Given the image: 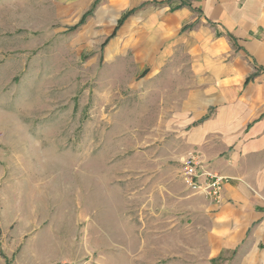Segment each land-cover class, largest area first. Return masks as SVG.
I'll return each mask as SVG.
<instances>
[{"label":"rangeland","instance_id":"rangeland-1","mask_svg":"<svg viewBox=\"0 0 264 264\" xmlns=\"http://www.w3.org/2000/svg\"><path fill=\"white\" fill-rule=\"evenodd\" d=\"M73 2L0 0V264H259L210 248L219 204L167 146L189 58L143 76V44L71 31Z\"/></svg>","mask_w":264,"mask_h":264},{"label":"crops","instance_id":"crops-1","mask_svg":"<svg viewBox=\"0 0 264 264\" xmlns=\"http://www.w3.org/2000/svg\"><path fill=\"white\" fill-rule=\"evenodd\" d=\"M74 1L80 14L71 29L97 0ZM129 11L110 43L143 44V76L161 70L169 56H187L197 79L169 120L179 127L167 145L178 149L172 155L183 162L195 151L204 169L236 178L226 184L222 203L212 204L220 226L211 242L208 232L210 248L251 254L264 264V0H100L71 31L92 27L101 41ZM232 147L237 152L228 153Z\"/></svg>","mask_w":264,"mask_h":264},{"label":"built area","instance_id":"built-area-1","mask_svg":"<svg viewBox=\"0 0 264 264\" xmlns=\"http://www.w3.org/2000/svg\"><path fill=\"white\" fill-rule=\"evenodd\" d=\"M182 178L189 190L201 193L217 204L221 203L225 184L229 181L227 176L204 169L195 152L183 160Z\"/></svg>","mask_w":264,"mask_h":264},{"label":"trees","instance_id":"trees-1","mask_svg":"<svg viewBox=\"0 0 264 264\" xmlns=\"http://www.w3.org/2000/svg\"><path fill=\"white\" fill-rule=\"evenodd\" d=\"M99 2H100V0H97V1L95 2V4L93 5V8H92L91 10H89V12H88L87 14H85V16L81 19V21L79 22V24H77L76 26H74L72 29H77V28H79L81 25H83V23H85V21H86L87 16H88V15H91V14L93 13L95 7L97 6V4H98ZM131 12H132V11H131ZM131 12L129 11V12L125 13L124 16L119 20L118 26H117L115 32L112 34V37L116 35L117 30H118L119 27L123 24V22L125 21V19L128 17V15H129ZM105 43H106V42H105ZM249 81H250V79L247 80L246 83H248Z\"/></svg>","mask_w":264,"mask_h":264}]
</instances>
